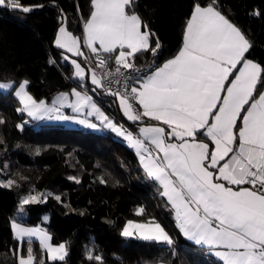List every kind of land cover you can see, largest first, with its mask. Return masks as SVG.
<instances>
[{
  "label": "snow or ice",
  "instance_id": "obj_1",
  "mask_svg": "<svg viewBox=\"0 0 264 264\" xmlns=\"http://www.w3.org/2000/svg\"><path fill=\"white\" fill-rule=\"evenodd\" d=\"M92 4L94 10L85 23L87 45L97 54L98 66L102 68L107 67L108 61L99 52L117 53L114 72L107 71L104 76L124 77L125 92H112L119 98L124 115L134 122L147 117L162 122L167 129L161 125H143L139 136H133L109 120L90 96L76 89L71 93L77 97L76 102L67 106L77 113L90 107L88 115L96 114L106 127L124 136L129 146L136 149L147 175L161 185V195L171 204L186 239L205 247L223 264H264V92H258V84L264 88L261 75L264 68L246 59L245 53L251 47L249 41L217 10L215 0L208 6L196 3L179 53L162 66L150 67L139 74L137 86L129 89L128 77L121 68L133 69L131 61L139 52L151 50L155 55L159 41L156 48H151L150 37L154 33L146 30L147 25H142L138 15L126 11L132 0H92ZM0 6L30 11L19 0H0ZM142 27L145 31H141ZM55 44L77 56L83 55L79 39L64 27L59 29ZM72 64L74 76L83 81L84 69L75 60ZM28 83L21 82L15 90L23 105L18 112H26L34 120L59 113L56 104L64 106L67 93H61L49 107L27 92ZM91 83L106 88L95 70ZM13 87L14 82L0 83V90ZM245 105L249 106L245 108ZM57 118L69 119L63 115ZM88 126L96 127L90 123ZM198 136L206 137L210 143L197 140ZM220 181L251 187L234 190ZM12 184L9 180L0 186ZM36 202L39 197L35 195L22 200V204ZM142 212L143 209L138 214ZM12 228L21 241L38 236L49 260L63 261L67 255L66 246H52L51 237L42 230L25 228L15 221ZM132 229L139 230L142 239L173 243L159 224L152 228L129 221L121 234L131 236ZM93 258L101 259L89 255V259ZM18 264H36L31 248L26 256H19Z\"/></svg>",
  "mask_w": 264,
  "mask_h": 264
},
{
  "label": "trees",
  "instance_id": "obj_2",
  "mask_svg": "<svg viewBox=\"0 0 264 264\" xmlns=\"http://www.w3.org/2000/svg\"><path fill=\"white\" fill-rule=\"evenodd\" d=\"M19 2L34 7L26 13L0 6V81L12 80L16 85L27 79L33 97L46 100L81 87L131 130L153 121H129L118 110L116 96L107 105L101 88L93 91V84L86 80L82 86L83 81L73 76L71 63L63 58L64 50L54 44L63 23L83 46V25L91 14L92 0ZM196 3L207 6L213 0H132L126 10L136 13L154 33L151 48H156L157 40L160 45L155 55L142 51L132 62L139 67L152 63L154 68L175 55ZM215 6L249 41L245 57L264 68V0H215ZM79 58L90 64L84 53ZM135 78H129V85ZM11 90L0 91V185L13 181L10 187L0 186V264H18L19 244L12 234L11 218L20 198L44 190L51 194L25 204L21 221L45 226L52 243H65L67 255L63 261H49L35 242L36 264H223L182 236L170 203L155 180L144 175L135 152L122 139L110 130L97 132L57 122L18 127L22 114ZM262 90L258 84V92ZM44 213L49 214L46 220ZM128 220L159 222L173 243L124 237L121 227ZM88 252L101 259H89Z\"/></svg>",
  "mask_w": 264,
  "mask_h": 264
},
{
  "label": "rangeland",
  "instance_id": "obj_3",
  "mask_svg": "<svg viewBox=\"0 0 264 264\" xmlns=\"http://www.w3.org/2000/svg\"><path fill=\"white\" fill-rule=\"evenodd\" d=\"M22 7H28L30 10L31 9H33V5H23ZM61 27H64L65 28V26H64V24L62 23V24H60V26H59V28H61ZM58 34H59V31H58ZM58 34H57V36H58ZM71 35L72 36H74V37H76L77 38V36H75V35H73L72 33H71ZM56 40V39H55ZM55 40H54V44H55ZM56 45V44H55ZM79 48H80V44H79ZM64 50V49H63ZM81 51V50H80ZM64 57H67L68 59H66L67 61H69L70 63H71V65H72V68H73V76H74V72H75V66L72 64V61L73 60H75L77 63H79L80 65H81V67L84 69V75H85V79L83 80V85L82 86H86V83H85V80H86V77H89V80H90V83H91V75H92V70H94V68L92 67V65L91 64H89V63H86V64H83V61H81V59L79 58V56H77V55H75L74 53H72V52H68L66 49L64 50V55H63V58ZM65 59V58H64ZM75 77V76H74ZM78 80H80L79 78H77ZM25 80H27V79H21L16 85H14V87L12 88V93L14 94V96H15V90L19 87V84L21 83V82H23V81H25ZM8 82H13L12 80H1L0 81V83H8ZM92 84V83H91ZM93 88H95V85L93 86ZM73 89H76L77 91H80L81 93H82V95L83 94H86V95H88V96H90L91 98H92V102H94L95 103V105H96V107L101 111V112H103L104 113V115L105 116H107L108 118H109V120H111V121H113L109 116H108V114L106 113V111L100 106V104L97 102V101H95V99L91 96V95H89L87 92L88 91H85L83 88H81V87H77V86H74V87H72L71 89H69V90H64V91H62V92H59L58 94H56L51 100H46V99H37V98H35V97H33V95L28 91V89L26 88V90H27V92L37 101V102H39V101H41V100H43V101H45L46 102V104L49 106V107H51L52 106V103H53V101L54 100H56L57 99V97H59L60 96V94L61 93H67L68 94V98H67V100H65L64 102H63V105L64 106H61V104L60 103H57L56 104V107L57 108H59V113H55V112H53V113H50V114H48V116H46L45 118H43V119H32L31 117H29L28 115H27V113L26 112H18L19 114H22V117H21V119L19 120V123H18V125H22V126H24V125H29V126H32V128H37L38 126H39V124L41 123V122H57V123H61V124H63V125H66V126H71V127H81V128H83V129H90V130H92V131H97V130H101V127H100V125H104L105 126V124H103L102 122H101V120L100 119H98L97 118V115L96 114H93V115H88L87 113L91 110L90 109V107H86V108H84V110L82 111V112H79V113H77V112H75L74 110H73V108L72 107H69V106H67L68 104H74L75 102H76V100H77V97H75L74 95H72L71 93H72V90ZM0 91H3V92H7V91H10V90H0ZM16 97V96H15ZM16 99H17V102H18V104H17V109H19V108H22L23 107V105L20 103V101H19V99L16 97ZM119 99V98H118ZM58 115H63V116H66V117H68L69 119H58L57 118V116ZM94 116V120H93V117ZM80 120H85V121H87L88 123H85V124H81V123H79V121ZM114 122V121H113ZM95 124L96 125V127H90V126H88V124ZM118 127H120V124L119 123H116V122H114ZM116 134L117 135H119L117 132H116ZM120 137L126 142V143H129L126 139H125V137L124 136H121L120 135ZM145 176H146V174H144ZM48 194H51V192L49 191V190H44V191H34L33 193H27L26 195H24V196H22L21 198H20V202H19V204H18V206H17V209H16V211H15V213H14V215H13V217L11 218V230L14 232V230H13V228H12V223H13V221H15L16 223H21V220H20V218H22V217H24V205L25 204H22V200L23 199H25L26 197H28L29 195H35V196H37V197H39V199H45V197L48 195ZM21 207L23 208V211L21 212L20 211V209H21ZM48 216H49V214L48 213H44L43 214V219L44 220H46L47 218H48ZM21 226L22 227H25V228H32V229H38V230H42L43 232H45V233H47V235L50 237V234H49V232L47 231V229H46V227L45 226H43V225H41V224H38L36 227H33V226H25V225H23L22 223H21ZM12 232V234L15 236V232L13 233ZM24 239H26V241H27V243L29 244V245H31V249H32V247H33V244H34V241H38L39 242V247L41 248V250L46 254L47 253V250L45 249V248H43L42 247V245H41V241H40V238L38 237V236H34V237H25ZM29 240L31 241L30 243H29ZM26 243V244H27ZM49 243H51L52 244V246H59L60 244H64V242H60V243H56V244H54V243H52L51 242V240L49 241ZM65 245V244H64ZM33 250V249H32ZM66 250H67V248H66ZM87 255L89 256L90 255V252H88L87 253ZM50 261H52V260H50Z\"/></svg>",
  "mask_w": 264,
  "mask_h": 264
},
{
  "label": "crops",
  "instance_id": "obj_4",
  "mask_svg": "<svg viewBox=\"0 0 264 264\" xmlns=\"http://www.w3.org/2000/svg\"><path fill=\"white\" fill-rule=\"evenodd\" d=\"M208 6V5H207ZM94 9L92 8V11H93ZM92 11H91V13H92ZM127 11V10H126ZM193 11V10H192ZM129 14H136V13H130V12H128ZM192 14V13H191ZM222 14V13H221ZM91 15V14H90ZM137 15V14H136ZM223 15V14H222ZM225 16V15H224ZM190 17H191V15L189 16V18H188V20L190 19ZM89 18H90V16H89ZM88 18V19H89ZM225 18L226 19H228L226 16H225ZM87 19V20H88ZM86 20V21H87ZM141 20V19H140ZM188 20H187V22H188ZM229 20V19H228ZM86 21H85V23H86ZM187 22H186V25H187ZM229 22L230 23H232L230 20H229ZM85 23H84V25H83V38H84V40H83V46L84 45H86V46H88L87 45V40H86V33H85ZM141 23H142V21H141ZM233 24V23H232ZM143 25V24H142ZM186 25H185V28H184V32H183V42H184V34H185V31H186ZM234 25V24H233ZM235 26V25H234ZM60 29V28H59ZM59 29L57 30V33H56V36H55V39L57 38V34H58V31H59ZM65 29L67 30V28L65 27ZM147 30V29H146ZM69 33H72V32H70L69 30H67ZM141 31H145V29L142 27L141 28ZM148 31V30H147ZM73 34V33H72ZM243 34V33H242ZM73 35H75V34H73ZM76 36V35H75ZM78 38V37H77ZM54 39V40H55ZM183 42H182V45H181V47H180V49L177 51V53L175 54V55H173L171 58H168V59H166V60H164L161 64H159V65H157V66H155V67H160V66H162L166 61H168V60H170V59H172V58H174L178 53H179V51L182 49V47H183ZM79 44H80V50H81V52L82 53H84V51H83V46H81V42H80V40H79ZM96 47L97 48H99V45H98V43L96 44ZM61 49H64V48H61ZM65 50V49H64ZM114 54V56L117 54V53H113ZM246 59H248V58H246ZM248 60H250V61H252L253 63H256V64H258V62H256V61H254V60H252V59H248ZM259 65V64H258ZM154 67V68H155ZM230 79H231V77H230ZM86 81H88V82H90V80H89V77H86ZM94 86V85H93ZM133 86H137V84H136V78L134 79V83H133ZM95 88H96V86H95ZM86 91V90H85ZM261 92H264V90H262ZM89 95H91L92 97H93V95L88 91L87 92ZM222 95H223V93H222ZM94 98V97H93ZM257 98H258V96H257ZM116 103H117V106H118V110L121 112V114L127 119V120H129L125 115H124V113H123V111H122V109H121V106H120V101H119V99H118V97L116 96ZM249 105H245V108H247ZM135 107H137V106H135ZM107 113V112H106ZM108 116L114 121V122H116V123H119L120 124V126H122L123 127V129L124 130H126V131H128V132H131L132 134H133V136H139V128L141 127V126H143V125H161V126H164L166 129H167V126L166 125H162V122H159V121H151L150 123H143V124H139L138 125V127L136 128V130H131V129H129V128H127L122 122H119V121H116L114 118H112L109 114H108ZM93 118V120H94V116L92 117ZM144 119H150V118H147V117H145ZM95 121V120H94ZM129 121H131V120H129ZM237 123L239 124L240 123V121H237ZM100 127H101V130H97V132H102V131H108V130H110V131H112L117 137H119L120 139H122L121 137H120V135H117L116 134V132L115 131H113L112 129H110V128H108V127H106V126H104V125H100ZM90 130V129H89ZM123 140V139H122ZM197 140H200V141H203V142H205V143H210V141L206 138V137H203V136H198L197 137ZM124 141V140H123ZM125 142V141H124ZM172 142H178V141H172ZM126 143V142H125ZM147 143V142H146ZM128 146H129V143H126ZM130 147V146H129ZM149 147H152L151 145H149ZM210 147H214V145H211L210 144ZM130 148H132L133 149V151L135 152V154H136V156H137V160H138V162H139V165H140V167H141V169H142V171H143V173L144 174H146V176L148 177V178H150L148 175H147V173H146V171H145V169H144V167H143V165L141 164V161H140V158H139V156H138V154H137V151H136V149H134L133 147H130ZM153 154L155 155L156 154V150L153 148ZM256 153H253V155H255ZM162 155V154H161ZM227 159V158H226ZM221 163H223V161L221 162ZM237 170H239V169H237ZM157 184H158V186L160 187V189H161V192L163 191V189H162V187H161V185L157 182V181H155ZM220 182H222V183H225L226 184V186H231V187H233V189L234 190H236V189H238L239 187H251V186H249V185H242V186H236V185H227V182H225V181H220ZM166 198V200H167V197H165ZM168 201V200H167ZM171 205V204H170ZM172 207V206H171ZM172 215H173V218H174V221H175V224H176V226H177V228L179 229V227H178V225H177V221H176V219H175V213H174V210L172 209ZM21 219H23V217L22 218H20V220ZM129 221H132V220H128V221H126V222H124L123 224H122V227H121V233H122V230H123V228L125 227V225L129 222ZM134 224H141V225H145L146 227H152V228H154L155 227V225L156 224H159L160 225V227L161 228H163L162 226H161V224L159 223V222H136V221H132ZM21 223L23 224V225H25V226H33V227H36L38 224H35V225H29V224H26V223H24V222H22L21 221ZM21 223H19L20 225H21ZM164 229V228H163ZM132 232H133V235H131V236H124V237H126V238H130V237H137V238H141L140 237V235H139V230H137V229H132L131 230ZM165 231V230H164ZM179 231H180V229H179ZM13 232V231H12ZM166 232V231H165ZM14 233V232H13ZM167 233V232H166ZM180 233L182 234V232L180 231ZM168 234V233H167ZM169 235V234H168ZM14 236V235H13ZM182 236H183V234H182ZM184 237V236H183ZM14 238L15 239H17L16 238V236H14ZM142 239V238H141ZM18 240V246H17V248H16V255H17V260L19 259V256L20 255H27V250H28V248H30L31 247V245H29L28 243H27V241H26V239H24L23 241H21V240H19V239H17ZM188 240V239H187ZM190 243H193L192 241H190V240H188ZM37 243L38 245H39V242L38 241H34V243ZM27 243V244H26ZM65 244V243H64ZM194 244V243H193ZM196 245V244H195ZM66 246V245H65ZM198 246V245H197ZM201 247V246H200ZM203 248H205V247H203ZM206 249V248H205ZM206 251L208 252V250L206 249ZM33 253V252H32ZM46 255V258L48 259V255H47V253L45 254ZM212 256H214L215 258H217L215 255H213V254H211ZM33 256L36 258V256H35V254L33 253ZM218 259V258H217ZM49 260V259H48ZM219 260V259H218ZM50 261V260H49ZM222 262V261H221ZM223 263V262H222ZM156 264H167L166 262H162V261H160V262H157Z\"/></svg>",
  "mask_w": 264,
  "mask_h": 264
},
{
  "label": "built area",
  "instance_id": "obj_5",
  "mask_svg": "<svg viewBox=\"0 0 264 264\" xmlns=\"http://www.w3.org/2000/svg\"><path fill=\"white\" fill-rule=\"evenodd\" d=\"M84 54H85L86 58L88 59V61L90 62V64L92 65V67L94 68L98 78H101L102 83L106 86V88L107 87L111 88V91L106 90V88H101L104 101L108 105L110 100L112 98H114V96H116V95H113L112 92L119 91L121 94H123L126 90L124 77H116L115 75L112 77L104 76V73L107 71H113L114 72V69L116 67L115 60H114V54H107V53H103L102 51L99 52V56L108 61L106 68H102V67L98 66L97 54L92 53L91 49L86 45L84 46ZM110 55H111V58H109ZM152 66H153L152 63L145 65V66H140V67L134 64L133 69L121 68V71L125 74V76L128 77V79L126 81L128 88L130 89V87H132L131 85H129V78L130 77H132V76L137 77L139 74L144 73L145 71H147ZM136 69H139L140 72L138 73L136 71ZM109 81H111L110 85H109ZM134 107H135V105H134ZM249 186H251V185H249Z\"/></svg>",
  "mask_w": 264,
  "mask_h": 264
}]
</instances>
